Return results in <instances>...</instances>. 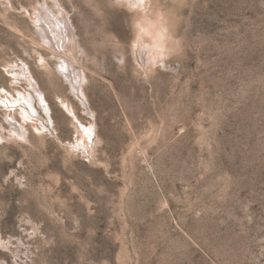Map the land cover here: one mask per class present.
<instances>
[{"label": "rangeland", "instance_id": "rangeland-1", "mask_svg": "<svg viewBox=\"0 0 264 264\" xmlns=\"http://www.w3.org/2000/svg\"><path fill=\"white\" fill-rule=\"evenodd\" d=\"M45 1L0 0V264H264V0H59L66 52L35 28ZM16 64L51 110L27 124Z\"/></svg>", "mask_w": 264, "mask_h": 264}, {"label": "bare ground", "instance_id": "bare-ground-1", "mask_svg": "<svg viewBox=\"0 0 264 264\" xmlns=\"http://www.w3.org/2000/svg\"><path fill=\"white\" fill-rule=\"evenodd\" d=\"M125 1L129 3V0H125ZM52 2L53 4H51ZM61 7H62L61 2L59 0H46L43 3H39L38 7L35 6L34 8L35 13L34 15L33 13H31V17L32 19H34L33 21L36 22L35 28H37L38 34L46 41V43L50 45L51 48H53L55 51L66 52V49H68V46L72 42L73 36L71 35L70 25ZM79 47L81 48V53L83 54V58L89 61L92 60L91 57L86 54L85 49H83L81 46ZM145 48H148V47H145ZM145 48L144 47L137 48L136 54L138 52L142 53V56L147 54L145 51L146 50ZM138 55L139 54H137V56ZM58 65H59L58 68H59L61 76L65 78V80L67 81L74 96L80 99L84 107L88 109V104H87V99H86L87 96L85 95L84 85H83V81L84 80L87 81V78L82 76V74L80 73V70L78 71L77 68L74 67L73 64L65 58H60ZM10 68L12 69V72L16 76L17 79L21 81H25L26 83H29L33 87L34 93L19 94L18 97H11V98L6 99L5 103L3 102L5 108L8 109L9 112H13V111L15 112V110H18L19 114L22 115V118L25 121L24 123L26 124L29 122V120L32 121L34 119L33 118L34 116L38 117L40 110L42 109H44L45 112L48 114L51 111L50 107L48 106L47 101L45 100L44 95L41 92V89L39 88L37 81L33 77L29 66L27 67V65L25 66L23 64L22 65L16 64L14 66H10ZM38 98L41 100L43 107L40 106L38 108L36 106V101ZM62 103L64 106H66V109L74 115L75 121H76L73 123L77 129L78 137H77V140L72 143L73 148H76V150L77 149L78 150L79 149L88 150L92 146H95L97 139H96V134L94 132V125L92 124L91 125L92 127L89 129L88 126L84 125L80 121V119L78 118L75 112L74 107L72 106L70 102L62 101ZM10 122L13 125V128H14L13 131L15 132L14 134L16 133L24 134V132L27 131V129L24 126H20L19 128L20 130L14 127L16 125V121L14 120V118H12ZM44 129L51 130L50 125H48V123L44 124Z\"/></svg>", "mask_w": 264, "mask_h": 264}]
</instances>
